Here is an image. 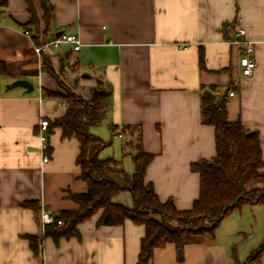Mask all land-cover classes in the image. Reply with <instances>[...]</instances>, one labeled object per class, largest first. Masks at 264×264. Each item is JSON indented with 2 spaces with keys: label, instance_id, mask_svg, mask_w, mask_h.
I'll return each instance as SVG.
<instances>
[{
  "label": "crops",
  "instance_id": "crops-1",
  "mask_svg": "<svg viewBox=\"0 0 264 264\" xmlns=\"http://www.w3.org/2000/svg\"><path fill=\"white\" fill-rule=\"evenodd\" d=\"M49 1L55 16L47 31L34 1L39 33L29 23L25 0H7V7H0V264H137L145 228L131 221L99 226L101 211L79 225L81 239L55 244L47 238L40 258L30 248L26 237L44 233L42 214L77 210L70 195L88 190L80 179L77 141L62 139L61 130L51 127L48 150H42L39 124L62 118L67 110L65 101L46 94L64 91L45 70L44 58L77 96L91 100L109 93L105 121L90 129L106 143L101 152L126 139L111 159L132 174L129 144L140 134L145 152L154 156L145 182L162 203L172 200L178 210H191L200 194V175L192 165L216 156L215 129L201 120L203 86L235 93L228 96V120L259 134L264 160V0ZM237 29L245 31L243 43L236 41ZM57 34L76 35L80 49L64 43L38 52ZM251 57L257 66L246 76ZM18 80L29 81L33 90L8 88ZM30 201L40 205L38 215L25 207ZM114 202L134 206L128 192ZM258 207L264 205L229 213L214 237L186 245L182 260L175 244H168L155 250L149 264H236V259L246 264L259 247H249L242 263L238 240L251 230L248 212L254 214L257 243H264L259 218L264 210Z\"/></svg>",
  "mask_w": 264,
  "mask_h": 264
},
{
  "label": "trees",
  "instance_id": "trees-1",
  "mask_svg": "<svg viewBox=\"0 0 264 264\" xmlns=\"http://www.w3.org/2000/svg\"><path fill=\"white\" fill-rule=\"evenodd\" d=\"M30 13V25L39 33V16L34 1L40 4L45 31L55 16V8L49 0H25ZM0 7H7V0H0ZM201 63L203 55H200ZM44 68L59 81L64 94L47 93V96L65 101L67 110L62 118L49 121L51 127L61 130L62 139L75 140L80 145L77 164L81 169L80 179L88 190L83 194H71L70 198L79 205L75 211H61L55 216L53 225H45L41 235L27 236L31 250L40 258L43 241L51 238L55 244L61 240L81 239L79 225L99 213L98 225H123L126 221L145 228L141 240L137 264H149L156 249L175 244L182 260L186 245L194 244L215 232L225 217L234 210L248 204L264 205V160L257 132L248 131L241 121L230 122L227 117L229 88L203 86L201 88V120L215 129L216 156L192 165L200 175V194L191 210L180 211L172 200L162 203L153 186L145 182L147 167L153 155L145 152L141 135L129 146L133 150L135 170L127 173L120 162L100 159L99 154L106 143L90 133L92 127L101 125L111 106L109 93H96L91 100L74 94L63 83L48 61ZM123 192L131 194L134 206L129 208L114 202ZM35 214L41 212L36 201L24 203ZM58 220L62 224H58ZM264 243L254 250L246 264H261ZM236 264H240L236 259Z\"/></svg>",
  "mask_w": 264,
  "mask_h": 264
},
{
  "label": "built area",
  "instance_id": "built-area-1",
  "mask_svg": "<svg viewBox=\"0 0 264 264\" xmlns=\"http://www.w3.org/2000/svg\"><path fill=\"white\" fill-rule=\"evenodd\" d=\"M27 35H31L30 31H26ZM236 41H241L243 39H245V31L243 29H237L236 31ZM67 43V44H71L73 46V50L78 51L81 47V43L79 38L76 35H67V34H57L55 35L52 40L49 41H45L43 43V46L41 48L38 49V52L43 51L44 48L47 47H59L60 45ZM243 43V42H242ZM245 51L247 52V54H252L254 49L253 46L247 42V46ZM257 64L255 62V60L251 57L250 60L248 61V63L245 65L244 67V74L246 76H251L256 68ZM235 95V93L233 91H231L229 93L230 97H233ZM40 127V131L41 134L39 135V138L41 140V144H42V150L47 151L48 150V143H47V132H48V128H49V120L44 119L41 121V123L39 124ZM119 137H122L121 132L119 131L118 133ZM49 160V156L47 153L44 154V162H48ZM42 221L44 225H53L56 222L55 216L48 213V212H44L42 214ZM58 224H62L61 220H58Z\"/></svg>",
  "mask_w": 264,
  "mask_h": 264
},
{
  "label": "rangeland",
  "instance_id": "rangeland-1",
  "mask_svg": "<svg viewBox=\"0 0 264 264\" xmlns=\"http://www.w3.org/2000/svg\"><path fill=\"white\" fill-rule=\"evenodd\" d=\"M125 140H114V145L111 144V145L107 146L106 150L103 151V153L101 152V154H99V158L100 159H106V158H113L114 156H116L119 153L118 152L119 151L118 148L120 149L121 146H124L123 142ZM114 146H116V148H114L116 151L113 150ZM127 150L130 151L129 149H127ZM258 208H260L259 210H264L263 207H258ZM253 210H256V209H253ZM245 216H246V213H244V217ZM247 216L251 217V221L249 223L250 226H251V230H248V232H246L245 235H241V237L238 240V249L240 251V257H242L241 259L243 260L242 263H245V261L247 259L246 257L248 255L249 251H251V250H249V247H252L250 249H255L256 247L260 246V244H258L259 242L257 243V241H259V240H256V236H257L256 228H252L254 226V224H255V222H254V214L248 212ZM261 216H262L263 222H264V214L263 213L259 214L260 220H261ZM205 236H206V238H212L209 234L204 235V237ZM261 264H264V254L262 256Z\"/></svg>",
  "mask_w": 264,
  "mask_h": 264
},
{
  "label": "water",
  "instance_id": "water-1",
  "mask_svg": "<svg viewBox=\"0 0 264 264\" xmlns=\"http://www.w3.org/2000/svg\"><path fill=\"white\" fill-rule=\"evenodd\" d=\"M23 87L27 89L28 92L33 90V85L27 80H18L14 84L10 85L8 88Z\"/></svg>",
  "mask_w": 264,
  "mask_h": 264
}]
</instances>
